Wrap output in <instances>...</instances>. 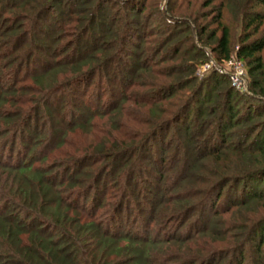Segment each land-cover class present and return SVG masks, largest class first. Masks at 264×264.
I'll use <instances>...</instances> for the list:
<instances>
[{
    "label": "trees",
    "instance_id": "obj_1",
    "mask_svg": "<svg viewBox=\"0 0 264 264\" xmlns=\"http://www.w3.org/2000/svg\"><path fill=\"white\" fill-rule=\"evenodd\" d=\"M241 1L239 15L243 25L235 58L246 69L248 95L226 86L229 81L226 76L210 72L205 80L195 84V79L181 69L182 65L170 66L166 71H157L152 84L155 91L141 103L149 106L155 100L157 103L166 101L165 106L148 109L152 116L142 111L139 118L128 121L135 126L121 125L117 136H111V140L97 145L92 152L74 156L75 149L59 141L55 146L65 144L66 150L59 152L54 167L33 169L32 163L25 158L16 164L0 162L1 171L18 179L15 187H0L4 190L0 207V264H243L245 246L232 242L244 238L252 241L257 254L256 264H264L263 219L248 226L241 218V223L231 227L226 235L223 228L217 229L224 222L221 216L231 209L232 213L225 218L227 222L237 214L243 216L242 210H251L264 202V63L260 57L264 49V29L260 31L264 13L253 10L262 6L264 0ZM110 3L111 0H0V122L3 124L0 139L14 130L19 119L27 127L37 117L48 124L50 113L46 110L54 102L46 103L44 97L57 89L71 92L75 85L88 87L96 76L100 77L99 86L103 78L106 81L110 76L117 78L115 74L111 75L112 66L124 51L129 28L140 26L133 17L137 20L142 5L138 0H118L113 5L124 9L127 15L121 16L117 11L106 17L105 9ZM209 4L208 1L205 6ZM217 9L210 21L219 31L217 37L213 32L204 35L206 29L198 25L194 31L198 44L212 45L209 50L215 61L224 62L230 57L229 33L220 25ZM51 11L57 12L56 16L43 25ZM65 22L72 23L76 48L73 51L72 45L57 48L54 42L59 39L55 37L46 51L40 49L39 54L45 52L43 54L50 60L49 63L43 62L38 77H31L34 86L28 89L33 88L35 99H16V94L22 90L17 85L19 76L31 58L26 63L20 62V53L48 35L43 31L45 27L60 31ZM178 23L177 30L185 28L183 32L188 34L189 31L190 36L193 29L187 21ZM100 32V45H95L92 50L86 49V38L93 39ZM168 35L157 45L151 41L153 47L148 52L156 56L171 41ZM178 52L179 49L175 50L173 57ZM148 68L141 64L137 71L148 72ZM49 74L53 76L52 84L43 90L38 78ZM118 74V86L122 85L118 88L122 92L110 108L115 115L121 113L125 102H131V95L124 92V88L128 90L134 86L133 77H126L124 69ZM161 78L167 83L156 85L157 79ZM207 81L217 90L215 96L208 97L207 94L203 97L202 90ZM218 84L223 85L219 90L216 88ZM187 88L185 99L175 97L176 93ZM101 92L95 96L98 104L106 95L105 89ZM74 96L70 93L72 104ZM30 102L36 103L37 110L34 118L26 121L23 108ZM238 104L241 107L237 108ZM162 115L167 117L162 119ZM94 116L102 115L95 112L87 118H76L72 128L85 130ZM67 125L64 131L70 128ZM175 125L179 126L177 136L181 142L171 154L179 158L189 154V161L185 172L171 180L163 171L164 166L167 172L173 170L167 162L169 157L164 155L171 146L165 143L170 137L166 140L165 137ZM41 134L35 135L28 143L26 155L38 145L35 139ZM155 141L163 149L157 159L160 167L151 169L154 183L147 185L152 194L139 191L133 196L126 192V187L130 183L137 187L134 178L140 173L142 163L149 161L148 154ZM1 157L6 158L4 154ZM151 161L153 166L156 159ZM94 164H102L95 175L89 169ZM122 174L123 178L119 177ZM114 175H118V180L113 179ZM101 181L105 183L102 196L108 193L114 198L110 205L102 203V197L98 199L95 195L101 194L98 191ZM107 184L116 188V192L111 193L112 188H106ZM89 196L90 205L86 207L84 202ZM131 198L141 200L137 205L140 206L137 221L142 235L125 233L117 220L126 211L125 205ZM146 205L150 207L146 209ZM192 217L189 226L182 227ZM141 219L147 223L145 231ZM153 222L162 229L160 232L155 230L154 237L150 238L148 228ZM168 228H171L169 232ZM193 234L206 236L211 244L197 242ZM216 240L224 247L213 248Z\"/></svg>",
    "mask_w": 264,
    "mask_h": 264
},
{
    "label": "rangeland",
    "instance_id": "obj_2",
    "mask_svg": "<svg viewBox=\"0 0 264 264\" xmlns=\"http://www.w3.org/2000/svg\"><path fill=\"white\" fill-rule=\"evenodd\" d=\"M141 2L142 5V11L139 17L134 18V21H137L140 26L137 28H129V31L127 32V36L125 38V45H124V51L122 55L119 56V61H116L115 64L112 66V74H115L117 78L110 76V80H107L103 78L101 80V86H99L100 83V77L96 76L92 81L91 84L87 87L85 84L75 85L73 90L71 92H62L61 88L57 89V91L54 93L52 92L47 97H44V100L46 103L54 102V105L50 106L49 110L47 108L46 112L50 113L48 115V124L46 121L39 120V117H37L31 124L27 127V124L21 121L19 119L17 123H15V128L13 131L8 132V135L4 138L0 139V162H6L11 164H16L18 161L23 160L24 158L27 159L28 163H32L33 169H42L45 170L49 167H54V161L58 160V154L61 151L66 150V146L61 145L59 147L55 146V144L59 141H62L63 143H66L73 147L75 150H73L74 156H81L84 153H90L92 152L97 145H101L104 143H107L111 136H117V130L119 127L124 125L127 128L135 126L133 123L128 121H132L131 119L139 118L140 113L143 114L142 111L146 112L148 116H152L151 110L150 115L148 113V109H153L154 107H163L166 104V101L157 103V100H155L151 105L145 106L144 104H141L142 102L146 101V99H149L151 97L150 93L155 91V87L152 86L153 82L156 80V73L157 71H166L167 67L170 66H177L180 67L183 70H186V73L190 75L193 79H195V84H197L199 81H203L206 79V77L210 74V72H215L219 75L226 76L223 73H220L218 70H224L225 69V63L230 59L233 58L244 71L245 73V85L240 90L235 89L236 91L240 93H244L246 95L249 94L247 89V81L248 78L246 76V69L244 67V64L237 60L235 58V51H236V44L237 39L242 31V22L241 17L239 15V11L241 9V3L243 1L241 0H138ZM210 2L208 6H205L206 3ZM118 2V0H111L110 5L106 7L105 13L106 17L109 15H112L113 13H117V11L120 13L121 16H124L126 14V11L122 9L119 6H114L113 4ZM217 5L219 6V9H217ZM218 10L220 13V19L219 23L221 26H224L229 33V41H230V57L227 61L224 62H217L214 59V56L210 52L209 46H203L198 44L196 30L194 31V28L196 25L199 27H204L206 31L204 32V35L213 32L215 34V37L219 35V31L215 28L214 25L210 24V21L213 18V12L215 10ZM253 10L262 11L264 13V4L262 6H257L253 8ZM56 13H53L51 11V14L48 16V20L46 24L52 21V17L56 16ZM127 15V14H126ZM172 19L170 23L166 19ZM196 19L197 22L193 23L192 20ZM106 23L107 20L105 19ZM179 22L187 21V24L191 29H193L191 35L185 34L183 31H185V28H176V24H180ZM72 24V23H71ZM68 22H65L62 26L63 28H60V31L57 30H48L43 29V31H47V36L43 39H41V42L38 44H34L32 46L29 45L20 53V62H25L29 59L30 62L28 64H25V66L22 69V73L20 74V82L17 84L22 88L21 91H19L15 98L18 100L23 99H29L32 97V99H35L34 96H32L33 88L32 90L28 89L29 87H33V80L31 77H38L40 73L38 71L40 70V67L44 66L43 62L49 63V58H47L46 55L41 52V55L39 54L40 49L41 51H46V47L52 45V41H54V38L56 37V40L59 39V41L54 42V45H57V48H62L64 45H72V51L73 48H76V41L74 42V36H72L71 29L73 26ZM102 26H106V24H103ZM48 28V27H47ZM264 29V22L262 23V26L260 27V31H263ZM51 31V32H50ZM54 31V32H52ZM98 31V29L96 30ZM259 31V32H260ZM62 33V34H58ZM97 33V32H96ZM169 34V35H168ZM59 35V36H57ZM166 35L171 38L168 45H164L162 50L154 56L153 53H149L148 50L153 47L151 45V41L157 43L161 42L163 37ZM100 35L93 37V39L86 38L85 46L86 49L92 50L95 45H100ZM175 43L176 45H172ZM65 47V46H64ZM159 48V47H158ZM147 50L145 53H143L144 50ZM179 49V52L176 56L173 57L175 50ZM60 52V51H59ZM57 52V53H59ZM85 52V51H83ZM87 53V51L85 52ZM202 53V54H201ZM39 54V56H38ZM260 57L264 63V49L260 53ZM33 60V64H32ZM38 62H37V61ZM141 64L147 65L150 69L148 72H142L137 71V67ZM125 70V76L126 77H133L134 79V86L130 87L128 90H125L124 92L130 93L131 102H125L122 105L121 113L119 115H115L114 112H110V108L114 106L115 101L117 100L118 96L122 92L121 89H119V86H122L121 84L118 86L119 80V71ZM180 69V68H179ZM152 71V73L150 72ZM156 71V72H155ZM60 79V76H58ZM138 78V79H137ZM37 79V78H36ZM40 81L42 82L43 90L46 88H49V86L52 84V75H47L43 77H39ZM230 82V81H228ZM227 82L226 86H229L230 84ZM166 84L167 80L161 78L157 79V84ZM16 85V87H18ZM151 85V87L149 86ZM231 86V85H230ZM101 87V89H100ZM223 87L222 84L217 85V89H221ZM232 87V86H231ZM106 90V95L101 99L100 104L96 103L95 96L98 93H102L101 90ZM114 90V91H112ZM118 90V92H117ZM215 90V92H213ZM116 91V92H115ZM189 91V88L184 89L178 93H176V98H186L187 93ZM216 89L213 86V83L206 82L205 86L202 90V95L207 96L212 95L215 96ZM24 93V94H22ZM70 93L75 94V101L70 102ZM37 99V97H36ZM175 98H172L171 100H174ZM30 101V99H29ZM34 102H36L34 100ZM30 102L26 108H23V111H25V120L29 121L28 119L35 116V112L37 110L36 103ZM237 108L241 107L240 104L236 106ZM95 112L101 113L102 116H94L92 117V120L90 121L89 125L85 128V130H80L79 128H72L73 121L76 118H87L89 116H92ZM27 116V117H26ZM123 116L129 117L122 118ZM163 118L167 117L165 115L160 116ZM145 118V117H144ZM43 123H46V126H42ZM68 124V125H67ZM66 125L70 128L64 131L66 128ZM0 127H3V124L0 122ZM178 125L173 126L172 129H170L165 137V140L170 137L168 142L165 143L166 145L169 143L171 144L169 150H165L164 155L166 157H169V160L167 159L169 167H173V170L170 172H167L166 166H164L163 171L171 180H174V178L179 175L180 173L185 172V167L188 163V157L189 154H186L184 157L179 158L175 154H171L174 152L175 147L181 142V139L177 136ZM44 128V130H42ZM176 132V135H175ZM38 133H42L41 136H38L35 140L38 141V145L30 150L28 155H26L25 150L27 149V146L29 145L31 139L35 137V135H38ZM63 134V135H62ZM157 141V140H156ZM154 142L152 146V151L150 154H148L149 161H145L142 163L140 173L138 176H135L134 181L137 182V187H134L130 183L126 187V192L131 193L133 196L136 194H139V191L143 193L144 191H148V193L152 194L151 190L147 189V185H152L154 183L153 181V174L152 170L155 168H159L160 166L157 163V159L160 158V151L163 149L160 148V145L157 142ZM164 147V145L162 144ZM56 147V148H54ZM165 149V148H164ZM7 150H10L6 153ZM1 152H3L4 156L6 158L1 157ZM156 159L155 164L152 166V159ZM159 162V161H158ZM87 163V162H86ZM102 167V164H94L93 166H89V169L93 173V175L98 173V169ZM155 167V168H154ZM154 168V169H153ZM136 169V167H135ZM134 169V170H135ZM152 169V170H151ZM137 175V174H136ZM118 176V175H117ZM117 176L113 177V179H117ZM123 178V174L119 177ZM107 177H105L106 179ZM103 179V177H102ZM118 180V179H117ZM7 185H13V187L18 185V179L17 177L13 176V174H8L7 172L1 171L0 169V187H5ZM105 183L103 181L100 182L98 186V191L101 193L100 195H97L98 199H101L102 197V203H107V205H110L114 203V198H110V194L106 193L104 196H102V193H104ZM131 185V186H130ZM149 187V186H148ZM106 188H112V192H116V188H114L111 184H107ZM110 191V190H108ZM3 195L4 190L0 188V207L3 205ZM149 199H152V196H149ZM83 201V199H82ZM141 202V200H136V198H131L128 203L125 205L126 211L121 214L120 217H117V220H120L121 227L125 233H142L141 232V225L138 224V221L140 218H138V210L140 209V206H137L138 203ZM84 205L86 207H89L90 205V196L86 198ZM146 205V209H148ZM231 209L228 214H223L221 219L224 220L223 224L217 225V229H222L223 232L228 234V230L231 227L237 226L241 223V218H243L246 221V225L251 226L254 222L263 219L264 220V202L259 205L252 207L251 210H242V215H235L233 220H227L225 218L228 217L230 213H232ZM144 219V218H143ZM140 222L142 224V227H145L144 231L147 229V223L146 221ZM194 217L190 218L188 222L184 224L182 227H187L188 223L193 221ZM176 226V225H175ZM189 226V225H188ZM210 226L208 224L207 228ZM139 227V228H138ZM177 227V226H176ZM162 228L158 229V224L153 222L148 228V235L150 238H153L155 235V230L158 232L161 231ZM167 232L171 230V228H168ZM187 229V228H186ZM185 229V230H186ZM226 229V230H225ZM184 232H187V230ZM143 231V232H144ZM165 232V229H164ZM166 233V232H165ZM142 235V234H141ZM161 235V234H160ZM217 234H215L216 237ZM194 236V234H193ZM218 236V235H217ZM244 236V235H243ZM242 236V237H243ZM197 242H207L211 244V240L209 238L203 237V236H194ZM214 238V237H213ZM215 239V238H214ZM234 244H242L245 246L244 254L245 259L243 264H256L257 254L254 250V246L252 245V241L250 238H244L238 239V241H233ZM231 246V245H230ZM212 247H224L222 244H220L219 241L216 240L214 244H212ZM262 252L264 253V247L262 248Z\"/></svg>",
    "mask_w": 264,
    "mask_h": 264
},
{
    "label": "built area",
    "instance_id": "obj_3",
    "mask_svg": "<svg viewBox=\"0 0 264 264\" xmlns=\"http://www.w3.org/2000/svg\"><path fill=\"white\" fill-rule=\"evenodd\" d=\"M220 73H223L227 75L230 85L232 88H235L237 90H240L245 85V73L243 69L236 64L235 60L233 58H230L225 63V69L224 70H218Z\"/></svg>",
    "mask_w": 264,
    "mask_h": 264
}]
</instances>
